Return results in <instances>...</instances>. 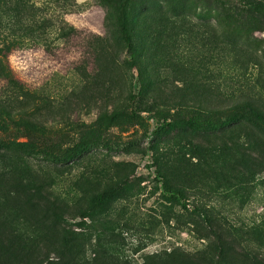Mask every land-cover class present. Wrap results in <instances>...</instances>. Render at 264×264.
I'll use <instances>...</instances> for the list:
<instances>
[{"label":"rangeland","instance_id":"obj_1","mask_svg":"<svg viewBox=\"0 0 264 264\" xmlns=\"http://www.w3.org/2000/svg\"><path fill=\"white\" fill-rule=\"evenodd\" d=\"M257 4L0 0V264H264Z\"/></svg>","mask_w":264,"mask_h":264},{"label":"trees","instance_id":"obj_2","mask_svg":"<svg viewBox=\"0 0 264 264\" xmlns=\"http://www.w3.org/2000/svg\"><path fill=\"white\" fill-rule=\"evenodd\" d=\"M209 2H210V5H211L212 3L216 2V0H209ZM221 5L223 7V11H227V9H225L226 8L225 3L221 2ZM257 5L259 6V9H260L259 10V14H263L264 15V5L263 4H257ZM243 10L244 9H240V8H236L235 9L236 12H243ZM228 11H231V10L229 9ZM120 24H121L123 35L127 36L129 34V31H128V28H127L128 24H127L126 15L124 13L121 14ZM182 125L188 126L192 130L208 129V128H210L212 126V120L211 119H204V118L197 117V118H195L193 120H189V121L183 122ZM173 127H174L173 124L165 123L159 129V134L160 135H164L165 133H167ZM159 178H162V177L160 176ZM163 192H164V195L167 198L175 200L184 209L188 208V204L186 202L185 195L182 194L181 192L176 191V190H170L165 185L163 186ZM104 198H105L104 196L100 197L101 200L104 199Z\"/></svg>","mask_w":264,"mask_h":264}]
</instances>
